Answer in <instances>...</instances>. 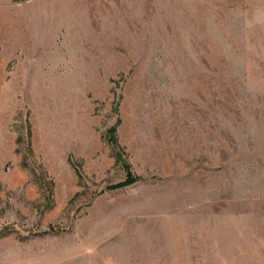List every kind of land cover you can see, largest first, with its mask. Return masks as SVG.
<instances>
[{
  "label": "rangeland",
  "instance_id": "1",
  "mask_svg": "<svg viewBox=\"0 0 264 264\" xmlns=\"http://www.w3.org/2000/svg\"><path fill=\"white\" fill-rule=\"evenodd\" d=\"M0 264H264V0H0Z\"/></svg>",
  "mask_w": 264,
  "mask_h": 264
},
{
  "label": "trees",
  "instance_id": "2",
  "mask_svg": "<svg viewBox=\"0 0 264 264\" xmlns=\"http://www.w3.org/2000/svg\"><path fill=\"white\" fill-rule=\"evenodd\" d=\"M115 129H116L115 127H112L109 130L110 135H112L111 138H113V136L115 134ZM123 167L126 170V178H125V180L122 181V182H119L117 184H114L112 186H109L108 187L109 189H116V188H119V187L127 186V185H130V184L134 183L137 180V178L135 176H133L132 173L130 172V167H129L128 164H126V163L123 164Z\"/></svg>",
  "mask_w": 264,
  "mask_h": 264
}]
</instances>
